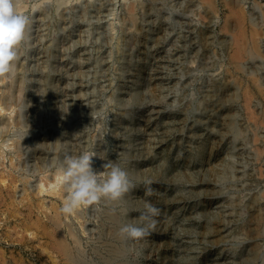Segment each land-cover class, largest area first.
<instances>
[{
  "label": "rangeland",
  "instance_id": "1",
  "mask_svg": "<svg viewBox=\"0 0 264 264\" xmlns=\"http://www.w3.org/2000/svg\"><path fill=\"white\" fill-rule=\"evenodd\" d=\"M27 1L31 6L22 13L33 18L28 27L32 35L25 37L19 64L26 62L28 69L17 65L15 71L25 88L21 95L16 92L6 119L24 116L20 124L12 118L0 139V144L7 140L16 150L0 145V174L5 175L0 177H11L0 179V264H264V86H251L250 74L232 64L237 37L223 28L226 16L233 13L224 0H215L220 10L216 24L203 13L195 17L200 34L190 27L191 14H180L185 8L179 9V0ZM242 6L248 14L261 13L264 0H245ZM46 7L51 15L43 19L41 9ZM130 7L134 24L124 21ZM208 27L215 41L201 37ZM225 39L229 46L221 43ZM261 42L264 54V38ZM263 58L255 61L261 75ZM230 76L239 85L225 84ZM11 137L24 141L22 150L17 151ZM35 144L44 146L35 151ZM41 150L51 162L59 152L65 158L87 151L97 173L108 161L127 168L131 187L120 202L101 201L80 209L78 217L61 213L68 244L76 253L74 263L54 250L34 230L37 227L25 224L34 206V219L41 218L50 228L49 218L56 217L52 202L62 207L59 194H54L61 183L46 182V190L41 188L47 181L43 174L54 169L37 171ZM136 169L142 176L134 173ZM23 175H31L29 185L22 182ZM146 204L159 210L148 235L139 241L110 236L145 212ZM111 211L120 221L109 219ZM71 227L76 237L68 233ZM114 243L122 249L121 259L109 255Z\"/></svg>",
  "mask_w": 264,
  "mask_h": 264
},
{
  "label": "bare ground",
  "instance_id": "2",
  "mask_svg": "<svg viewBox=\"0 0 264 264\" xmlns=\"http://www.w3.org/2000/svg\"><path fill=\"white\" fill-rule=\"evenodd\" d=\"M59 1V0H58ZM129 1V0H128ZM152 1H156V0H152ZM160 1V0H159ZM165 1V0H164ZM164 1H161V2H163V4H164ZM166 1H169V0H166ZM175 1V0H174ZM176 1H178V0H176ZM182 1V2H181ZM179 0V2H178V4H180V10L182 9V7H184L185 9H184V11L185 12H182V13H180V14H183V13H190L191 15H190V17H191V22L190 23H192V24H190V27H191V25L194 27V31L196 32V27H197V25L196 24H194V22H197V20L195 19V17L196 16H198V18H199V13L200 14H205V17L204 18H206L205 20H209L210 22H212V23H214V24H216V21H217V19H220L219 17H218V13H219V11H218V9L219 8H217V5H216V1L215 0H203L202 2H200V3H198V0L197 1H195V0ZM222 1V0H221ZM245 0H224V2L223 3H225L226 4V6L225 7H229V9L228 10H231L233 13L232 14H230V15H228V16H226V23H225V27H223L224 29H226L227 31L229 30L230 32L231 31H234L235 32V34H236V36H234V39H235V37H237L236 38V44H235V42H234V44H235V46H236V51H234L233 50V56H232V64H233V66H234V68L237 70V71H241V72H248L249 74H250V77H251V81H252V83L250 84L251 86H252V84H254V85H257V87L259 88V89H263V86H264V75H261L259 72H258V70H256V66H255V61H257L258 59H260V58H263L262 57V55H264V54H262V42H261V40H263V38H264V26L262 27V25H264V11H261V13H254V11L252 12V14L250 13V14H248L247 13V11L243 8L244 6H242V3L244 2ZM27 2H29V1H27V0H19V10L21 11V12H24L28 7H30L28 4H27ZM63 2V1H62ZM157 2V1H156ZM155 2V3H156ZM170 2H171V0H170ZM169 2V4L171 5V3ZM172 2H173V0H172ZM44 3V2H43ZM47 3V2H46ZM64 3V2H63ZM63 3H61V4H63ZM154 3V2H153ZM257 3V2H256ZM42 3H40L39 5H36V3H35V7H38V6H40ZM53 4V3H52ZM56 4V3H55ZM168 4V5H169ZM260 4V3H259ZM95 5V4H94ZM152 5V4H151ZM224 5V4H223ZM258 5V4H257ZM54 7H55V5H53ZM127 6V5H126ZM175 6V5H174ZM259 6V5H258ZM45 7V6H44ZM48 7H51V5L49 6L48 5ZM57 7H59L60 8V6H57ZM129 7V6H128ZM255 7L256 6H254V9H255ZM262 7V6H261ZM41 8V7H40ZM47 8V7H46ZM46 8H42L41 10H43L42 11V13H41V16L43 17V19H48V17H49V14L51 15V12L48 10V8L46 9ZM62 8V7H61ZM175 8H178L177 7V5H176V7ZM174 8V9H175ZM257 8H260V7H257ZM256 8V9H257ZM130 9V11H129V13H128V15H126V17L127 18H125L124 17V21H129L130 23H135L136 21H134L135 20V15H134V13H133V11H134V7H132V9H131V7L129 8ZM172 9H173V7H172ZM178 9V10H179ZM227 9V8H226ZM252 9H253V7H252ZM255 9V10H256ZM32 10V9H31ZM260 10H263V8L261 9L260 8ZM28 11H30V10H28ZM52 11V10H51ZM55 11V10H54ZM58 11H60V10H58ZM62 11V10H61ZM177 11V10H176ZM231 11H230V13H231ZM257 11H259V9H257ZM57 11H55V13H56ZM175 12V11H174ZM54 13V12H53ZM54 13V14H55ZM58 13V12H57ZM28 14V13H27ZM177 14V13H176ZM180 14H178V15H180ZM220 14V13H219ZM31 15V14H30ZM36 15V14H35ZM40 15V14H39ZM57 15V14H56ZM65 15V14H64ZM257 15V16H256ZM177 16V15H176ZM184 16L186 17V15L184 14ZM188 16V15H187ZM201 16H204V15H201ZM53 17V16H52ZM64 17V16H63ZM179 17V16H178ZM38 18H39V16H38ZM51 18V17H50ZM49 18V19H50ZM54 18V17H53ZM57 18H59L58 16H57ZM61 18V17H60ZM188 18V17H187ZM201 18V17H200ZM199 18V19H200ZM232 18H234L235 19V23H236V29H234L233 30V24L232 23H234L233 21H232ZM258 18V19H257ZM260 18H262V19H260ZM31 23L30 24H32L33 23V18H32V16H31ZM35 19V18H34ZM42 19V18H41ZM65 19V18H64ZM186 19V18H185ZM190 19V18H189ZM189 19H188V21H189ZM199 19H198V21H199ZM202 20V19H201ZM263 21V22H260V21ZM65 21V20H64ZM39 22V21H38ZM44 23V22H43ZM205 23V22H204ZM201 24V23H200ZM213 24V26H216V25H214ZM164 25V24H163ZM203 25V24H202ZM33 26V25H32ZM32 26H30V27H32ZM127 27V26H126ZM129 28V27H128ZM211 28V27H210ZM209 27L206 29L207 30V32H201V34H202V36L201 35H198V36H201L202 38H205V39H207L208 41H209V38L210 37H212V41H215L216 39L215 38H217V37H215L216 35H213L214 33H213V31H211V29H210ZM212 28H214L215 29V27H212ZM30 29V31L32 30L31 28H29ZM29 29H27V32H26V35H30L28 38H30L31 37V35H32V33H30V31H29ZM198 29H199V27H198ZM201 29V28H200ZM214 29H212V30H214ZM223 30V29H222ZM164 31H166V30H164ZM191 31V30H190ZM204 31V30H203ZM223 31H225V30H223ZM227 31H225V32H227ZM228 31V33H230ZM191 33V32H190ZM190 33H189V35H190ZM196 33H198V31L196 32ZM233 33V32H232ZM198 34H200V32L198 33ZM185 36V35H184ZM187 37V36H186ZM185 37V38H186ZM209 37V38H208ZM191 38V37H190ZM190 38H186V39H188V41H189V39ZM198 38V37H197ZM201 38V39H202ZM223 38H225V37H223ZM200 39V40H201ZM204 39V42L206 41ZM211 39V38H210ZM215 39V40H214ZM226 39H227V37H226ZM226 39L225 40H223V42H221L223 45L224 44H226V46L228 45V43H227V41H226ZM182 40V39H181ZM203 40V39H202ZM228 40V39H227ZM183 41V40H182ZM207 41V42H208ZM234 41V40H233ZM203 42V41H202ZM203 42V43H204ZM230 42V41H229ZM231 43V42H230ZM229 43V44H230ZM208 44H209V42L206 44L207 45V47H208ZM233 45V44H232ZM229 46V45H228ZM234 46V45H233ZM178 47L179 46H177V47H175V48H177V50H178ZM206 47V46H205ZM48 48V47H47ZM180 48V47H179ZM185 49V48H184ZM177 50H175V51H177ZM191 50V49H190ZM180 51V50H179ZM184 51V50H183ZM183 51H180V52H183ZM189 51V50H188ZM185 52V51H184ZM174 53H177V52H174ZM21 54V53H20ZM181 54V53H180ZM183 54V53H182ZM198 54H199V52H198ZM177 55V54H176ZM196 57V56H195ZM27 59V58H26ZM196 59V58H195ZM194 59V60H195ZM264 59V58H263ZM22 60V59H21ZM27 60H29V58L27 59ZM24 61H25V58H24ZM24 61H22V62H24ZM245 61H248V62H245ZM261 62H262V59H261ZM260 62V63H261ZM26 63V62H25ZM25 63H23V65H21V64H19V59L16 61V66L18 65L19 67H20V65H21V67H22V69H25V68H27V64H25ZM259 63V64H260ZM263 63V62H262ZM264 64V63H263ZM82 65V64H81ZM261 66H262V64H260ZM261 66H260V68H261ZM190 67H192V66H190ZM257 68H258V65H257ZM18 69V68H17ZM21 69V68H20ZM21 69V70H22ZM28 69V68H27ZM15 71H16V68H15ZM231 77V76H230ZM249 77V78H250ZM232 78V77H231ZM246 79V78H245ZM245 79H243V80H245ZM240 80V79H239ZM242 80V81H243ZM247 80H249V79H247ZM224 81V80H223ZM246 81V80H245ZM224 83L225 84H238V80L236 79V78H234V76H233V78L232 79H229L228 77H226L225 78V81H224ZM239 83H242V82H239ZM1 84L3 85L4 84V86H1ZM23 81H19L17 78H16V74L13 76V78L10 80V82H6L5 80H0V135H1V140H2V137L4 138V136H3V134H4V131H6V127L9 125V123H11V119L13 118V121H17L19 124H20V119H22V116H24V115H22V114H24V113H19V112H17V113H19V115L17 116V118L15 119V117L16 116H12V117H10V118H8V120L10 121H8L7 122V114H6V112H8L10 109H11V107L14 105L13 103H14V101H15V99H16V97H15V95L17 94V93H19L20 95L22 94V92L24 91L23 89L25 88H23ZM246 84V83H245ZM245 84H244V86H245ZM248 84V83H247ZM239 85V84H238ZM242 85V84H241ZM243 86V85H242ZM247 88V87H246ZM254 89H256L255 87H254ZM250 90V89H249ZM252 90V89H251ZM246 91V90H245ZM260 91V90H259ZM17 92V93H16ZM253 92V91H252ZM257 92H258V89H257ZM263 92V93H262ZM262 94H263V96L262 97H264V90H262ZM246 93V95L247 96H251V92H249L248 90L245 92ZM251 93V94H250ZM260 93V94H261ZM257 94H259V92L257 93ZM245 95V96H246ZM253 95V94H252ZM255 95V94H254ZM19 96V95H18ZM20 97V96H19ZM22 97V96H21ZM248 98V97H247ZM251 98V97H250ZM249 98V99H250ZM20 101H21V99H19ZM17 102V101H16ZM19 102V101H18ZM264 109V108H263ZM13 111L14 110H12V112L11 113H13ZM264 111V110H263ZM6 115H5V114ZM22 115V116H21ZM7 116V117H6ZM11 116V115H10ZM24 118V117H23ZM24 120H25V118H24ZM23 122V121H22ZM22 122H21V124H22ZM24 123V122H23ZM12 124V123H11ZM11 124L9 125V126H11ZM18 124V125H19ZM14 125V124H13ZM25 125V124H24ZM8 126V127H9ZM23 126V125H22ZM8 127H7V129H8ZM10 128V127H9ZM9 132V131H8ZM6 134H8V133H5V135ZM6 137V136H5ZM8 137H10V134H9V136ZM7 137V138H8ZM23 137V136H22ZM14 139V137H11V138H9V140L11 139V140H13ZM15 138H17V137H15ZM19 138H21V136L19 137ZM18 138V141L15 139V140H13L14 141V143H15V147H16V149H17V151H20V150H22L21 149V143L22 142H24V141H19V140H21V139H19ZM58 138V137H57ZM57 138H56V142L60 139H58L57 140ZM62 138V137H61ZM38 139V138H37ZM10 140V141H11ZM41 140V139H40ZM44 140V139H43ZM63 140V139H62ZM61 140V141H62ZM10 141H9V143H10ZM42 141V140H41ZM60 141V140H59ZM6 142H7V140H6ZM4 143L3 141H2V143L0 144L1 146L2 145H4V146H7V148H9V147H12V143L9 145V144H7V143ZM37 142H38V140H37ZM4 143V144H3ZM30 143V142H29ZM40 143V142H39ZM62 143V142H61ZM60 143V144H61ZM28 144V143H27ZM26 144V145H27ZM44 144V143H43ZM35 144V146L33 147V148H35L34 150L35 151H38L40 148V146H44V145H46V144ZM32 145H34V144H32ZM56 145V144H55ZM3 146V147H4ZM47 146V145H46ZM62 146V145H61ZM60 146V147H61ZM14 147V148H15ZM29 147V146H28ZM31 147V146H30ZM5 148V147H4ZM39 148V149H38ZM43 148V147H42ZM41 148V149H42ZM2 149V148H1ZM12 149H13V147H12ZM26 149V148H25ZM46 148H44L43 150H45ZM56 149H58V148H56ZM4 150V149H3ZM2 150V151H3ZM6 150V149H5ZM15 149H13V151H14ZM43 150H41V152L40 153H38L39 154V157H38V165H36L37 166V171H41V173L42 172H48L47 170H48V168L49 167H52V166H54V169L52 168L51 170H53L52 171V173L50 174L49 172V174L47 175V173L46 174H43V175H45V180H47V181H44L43 180V182H44V184H40L39 185V187H41V188H45V187H47V184H45L46 182L48 183V184H50V185H56V184H59L60 183V174L58 173V171H57V167H58V165H59V159L61 160H63L64 158H62L64 155H62L60 152L59 153H57L56 154V157L54 158V159H52L51 158V160H52V162L51 161H48V154H47V152H44L43 153ZM60 150V149H59ZM1 151V152H2ZM11 151V150H10ZM16 151V150H15ZM24 151V150H23ZM29 152H30V150H28ZM6 152H7V150H6ZM25 152V151H24ZM3 153H4V151H3ZM16 153V152H15ZM31 153H32V149H31ZM18 154V153H17ZM15 155V156H17V157H19L22 153H20L19 154V156L18 155ZM0 155H2L1 153H0ZM14 155V154H13ZM36 155V154H35ZM55 155V154H54ZM21 157V156H20ZM22 157H23V154H22ZM14 158V157H13ZM13 158H11V159H13ZM16 159V158H15ZM37 159V158H36ZM50 159V158H49ZM20 160V159H19ZM61 160V161H62ZM12 161H14V160H12ZM22 161V160H21ZM20 162V161H19ZM116 162V161H115ZM12 163V162H11ZM21 164V163H20ZM118 164H119V162H118ZM120 165V164H119ZM12 166V165H11ZM16 166V169L18 168L19 169V167L17 166V165H15ZM121 166V165H120ZM24 167V166H23ZM122 167V166H121ZM22 168V167H21ZM26 168V167H25ZM24 168V169H25ZM28 168V167H27ZM123 168V167H122ZM13 169H14V165H13ZM29 169V168H28ZM27 169V170H28ZM35 169V168H34ZM124 170H125V167L123 168ZM15 170V169H14ZM36 170V169H35ZM126 170H127V168H126ZM125 170V171H126ZM23 171V170H22ZM25 171V170H24ZM24 171L22 172V173H24ZM128 171H129V169H128ZM10 173H11V171H9ZM8 172V173H9ZM21 172V171H20ZM25 172H27V171H25ZM33 172V171H32ZM32 172H30L31 174H32ZM4 173V172H3ZM7 173V174H8ZM34 173V172H33ZM39 173V172H38ZM134 173L135 174H137L138 176H142L141 174V171H138L137 169L134 171ZM13 175L12 176H15L14 175V173H12ZM16 174V173H15ZM26 174V173H25ZM9 175V174H8ZM21 175V174H20ZM27 175V174H26ZM35 175V174H34ZM42 175V174H41ZM0 176L1 177H5V175H1L0 174ZM11 176V175H10ZM29 176H31V175H29ZM29 176H24L23 175V177H22V182L23 181H25V183H26V185L28 184L29 185V183H30V181H29V179H28V177ZM1 177H0V179H1ZM3 177V178H4ZM17 177H18V175H17ZM1 179L2 181L4 180V181H6L5 179L6 178H9V177H6L5 179ZM13 178V177H12ZM43 179H44V177H42ZM9 179H11V177L9 178ZM8 179V180H9ZM14 179V178H13ZM17 179V178H16ZM15 180V179H14ZM10 181H12V180H10ZM9 181V183H12V182H10ZM16 181V180H15ZM41 181V180H40ZM17 182H19V180H17ZM8 183V184H9ZM15 183V182H14ZM13 183V184H14ZM42 183V182H41ZM7 183L5 184V185H8ZM10 185V184H9ZM3 186V185H2ZM11 186V185H10ZM13 186H15V184L13 185ZM59 186V185H58ZM6 187H8V186H6ZM51 187V186H50ZM55 187V186H54ZM57 187V186H56ZM62 186H60V188H61ZM10 188V187H9ZM24 189H23V193H26V195H27V192H28V188H30V187H23ZM52 188V187H51ZM2 189H3V187H2ZM6 189H8V188H6ZM10 189H12V187L10 188ZM14 189H16V188H14ZM55 189V188H54ZM54 189H50V190H54ZM13 190V189H12ZM44 190H46V188L44 189ZM43 189L42 190H40L41 191V193H42V191H44ZM17 191V190H16ZM15 190H14V192H16ZM39 191V192H40ZM49 191V190H48ZM48 191H46V192H48ZM55 191H57V189H55ZM59 191V190H58ZM57 191V193H54V194H59V195H57L60 199H61V201H63L64 200V198H65V192L63 191V188H61V190L58 192ZM1 192V194L3 193L2 191H0ZM7 192H9V191H7ZM12 192V191H11ZM54 192V191H53ZM17 193V192H16ZM52 193V192H51ZM12 194V193H11ZM11 194H9V196L11 195ZM3 195V194H2ZM1 196V195H0ZM4 198V197H3ZM1 199V198H0ZM7 198L5 197V200H6ZM10 199V198H9ZM8 199V200H9ZM7 201V200H6ZM3 202V201H2ZM12 202V201H11ZM4 203H7V202H4ZM44 203V202H43ZM53 203V208H54V210H55V212H56V217H48L50 220H51V222H52V226L49 228L46 224H45V222L43 223L42 222V220H41V218H39L38 217V219H34V217H33V208H34V206L32 207V210L30 211V213H29V217H27V218H29L30 219V221H29V219H26V220H28L29 222H25V224H26V226H27V228L29 227V228H31L33 225L35 226V227H37V228H35L34 229V226H33V229L34 230H37L38 229V232H40V234H42V238L43 239H46V241H47V243H50V245L52 246V248H55L54 250H56L57 252H59V253H61L63 256H65L66 258H67V260L66 261H68V263L69 262H73L74 263V261L75 262H77L76 261V257H75V255H76V253H73V251L74 250H72V248H71V245L72 244H68V243H70V242H68L69 240H67V238H66V229L64 230L63 229V219H62V214H61V211H60V208H59V206L57 205V204H54V202H52ZM56 203V202H55ZM2 204V203H1ZM109 204V203H108ZM42 205H45V204H42ZM1 209H2V207H0ZM30 208V207H29ZM44 208H46V207H44ZM9 209V208H8ZM83 209V208H82ZM17 210V209H16ZM15 210V211H16ZM28 210H30V209H28ZM10 210H7V212H9ZM14 211V210H13ZM12 211V212H13ZM19 211V210H18ZM17 211V213H19ZM11 212V211H10ZM10 212H9V215H10ZM21 212V211H20ZM85 212V211H84ZM23 213V212H22ZM36 213V212H35ZM47 213V212H46ZM107 213V212H106ZM13 214V213H12ZM23 214H25V213H23ZM76 214V213H75ZM79 214H81L80 212H79ZM79 214H76L77 216L76 217H78L79 216ZM110 214V216H109V219H112V220H117V214L116 213H114L113 214V212L111 211V213H109ZM8 215V216H9ZM14 215V214H13ZM16 215V214H15ZM14 215V218L16 217V218H18L17 216H15ZM18 215V214H17ZM22 214L20 213V216H21ZM26 215V214H25ZM48 215V214H47ZM12 216V215H11ZM19 216V217H20ZM51 216V215H50ZM84 216V215H83ZM130 216V215H129ZM24 217V216H23ZM23 217L21 216L20 218H22L23 219ZM67 217V216H66ZM81 217L82 216H80V218L79 219H81ZM127 217V216H126ZM12 218H13V216H12ZM19 218V219H20ZM83 218V217H82ZM108 218V217H107ZM106 218V219H107ZM129 218V217H128ZM34 219V221L32 222V223H30L32 220ZM78 219V218H77ZM24 220V219H23ZM26 220H24V221H26ZM118 220H119V218H118ZM125 220V219H124ZM21 221V220H20ZM23 221V222H24ZM109 222H110V220H108ZM113 221V222H114ZM120 221V220H119ZM119 221H117V223L119 222ZM126 221H127V219H126ZM22 222V221H21ZM259 222H261L260 221V219H258V221H257V223H259ZM24 224V223H23ZM71 224V223H70ZM107 224V223H106ZM260 224V223H259ZM69 225V224H68ZM67 225V226H68ZM74 225V224H73ZM72 225V226H73ZM83 225V224H82ZM109 225L111 226V224L109 223ZM112 225H114V224H112ZM23 227H24V225H22ZM21 226V227H22ZM25 226V227H26ZM121 226H123V225H121ZM75 227V226H74ZM74 227L72 228H70V231L68 232V233H70L71 235H72V237H76V232H75V229H74ZM109 227V226H108ZM117 227V226H116ZM119 227H120V225H119ZM259 227V226H258ZM112 228V227H111ZM16 229V228H15ZM23 229H25V231L27 230L26 228H23ZM259 229H260V227L258 228V230L256 231V230H254L255 232H256V234L259 232ZM30 230H32V229H30ZM78 230V229H77ZM68 231V230H67ZM111 231V230H110ZM110 231H108V233L110 232ZM253 231V232H254ZM17 232H19V231H17ZM17 232H16V234H17ZM37 232V231H36ZM113 234H110V236H113V235H115V237H117L116 239H118V238H121L120 236H119V228L117 229V230H113V231H111ZM110 232V233H111ZM79 233V232H78ZM20 234V233H19ZM254 234V233H253ZM10 235V234H9ZM23 235V234H22ZM38 235V234H37ZM24 236V235H23ZM22 236V237H23ZM26 236V235H25ZM70 236V235H69ZM79 236V235H78ZM71 237V236H70ZM18 238V237H17ZM20 238V237H19ZM28 238V237H27ZM38 238H39V236H38ZM41 238V239H42ZM112 238V237H111ZM16 239V238H15ZM29 239V238H28ZM27 239V240H28ZM69 239V238H68ZM72 239V238H71ZM76 240L78 239V238H75ZM115 239V238H114ZM14 240V239H13ZM20 240L21 239H19V243H20ZM80 240V239H79ZM118 240H120V239H118ZM14 241H16V240H14ZM18 241V240H17ZM16 241V242H17ZM26 241V240H25ZM32 241V240H31ZM73 241H75L74 240V238H73ZM15 242V243H16ZM22 242V241H21ZM23 242H24V240H23ZM77 242V241H76ZM115 242V241H114ZM124 242V241H123ZM27 243V242H26ZM46 242H45V244H47ZM24 244V243H23ZM78 244V243H77ZM113 244V243H112ZM114 245H115V243H114ZM111 246H113V245H111ZM110 246V247H111ZM116 246V245H115ZM113 247V249H112V252L109 254V255H111V256H113V257H115L114 259H116V258H120L121 259V252H122V249H120L119 247ZM1 250V249H0ZM79 250V249H78ZM4 252V251H3ZM75 252V251H74ZM256 252V251H255ZM2 252H0V254H1ZM58 253V254H59ZM4 255H5V253H3ZM2 254V255H3ZM75 254V255H74ZM78 254V253H77ZM256 254V253H255ZM79 255V254H78ZM7 256V255H6ZM5 256V257H6ZM4 257V258H5ZM13 257H14V254H13ZM62 257V256H61ZM0 258H1V256H0ZM63 258V257H62ZM109 258V257H108ZM3 259V258H2ZM65 259V258H64ZM78 259V258H77ZM7 260H9V259H7ZM6 260V261H7ZM14 260H15V258H14ZM16 260H17V258H16ZM16 260L14 261V262H16ZM103 260H104V258H103ZM106 261H107V259H105ZM104 260V261H105ZM119 260V259H118ZM3 261H5L4 259H3ZM18 261V260H17ZM19 261H21V260H19ZM65 261V260H64ZM79 261V260H78ZM83 261V260H82ZM110 260H108L107 262H109ZM116 261V260H115ZM123 261V260H122ZM8 262V261H7ZM113 262H114V260H113ZM127 262V261H126ZM19 263V262H18ZM78 263H80V262H78ZM77 263V264H78ZM83 263H86V261L85 262H83ZM111 263H112V260H111ZM122 263H124V262H122ZM3 264H4V262H3ZM15 264V263H14ZM17 264V263H16ZM19 264H22V262L21 263H19ZM23 264H24V262H23ZM70 264H72V263H70ZM76 264V263H75ZM80 264H82V263H80ZM107 264V263H106Z\"/></svg>",
  "mask_w": 264,
  "mask_h": 264
},
{
  "label": "clouds",
  "instance_id": "3",
  "mask_svg": "<svg viewBox=\"0 0 264 264\" xmlns=\"http://www.w3.org/2000/svg\"><path fill=\"white\" fill-rule=\"evenodd\" d=\"M30 23V16L19 10V0H0V80H10L15 75ZM103 168V172L94 171L93 156L87 151L59 162L57 171L66 193L60 208L62 214L71 216L101 201L118 203L125 197L131 187L128 173L113 161ZM158 212L156 207L146 204L145 212L120 227L119 236L126 241H139L155 227L153 218Z\"/></svg>",
  "mask_w": 264,
  "mask_h": 264
}]
</instances>
